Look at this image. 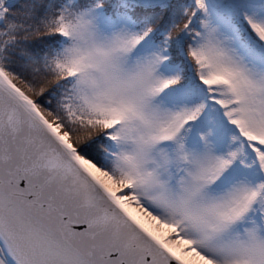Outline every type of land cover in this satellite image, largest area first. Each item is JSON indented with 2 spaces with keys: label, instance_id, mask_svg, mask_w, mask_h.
Segmentation results:
<instances>
[{
  "label": "snow or ice",
  "instance_id": "obj_1",
  "mask_svg": "<svg viewBox=\"0 0 264 264\" xmlns=\"http://www.w3.org/2000/svg\"><path fill=\"white\" fill-rule=\"evenodd\" d=\"M0 264H264V0H0Z\"/></svg>",
  "mask_w": 264,
  "mask_h": 264
}]
</instances>
